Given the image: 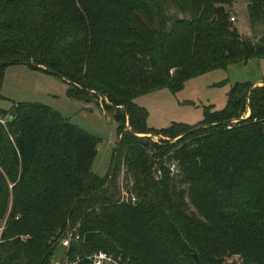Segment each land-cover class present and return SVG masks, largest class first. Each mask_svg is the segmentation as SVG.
<instances>
[{
  "label": "trees",
  "instance_id": "16d2710c",
  "mask_svg": "<svg viewBox=\"0 0 264 264\" xmlns=\"http://www.w3.org/2000/svg\"><path fill=\"white\" fill-rule=\"evenodd\" d=\"M233 1L0 0V86L6 64L27 61L68 77L70 95L99 92L123 111L113 109L121 134L100 177L90 167L96 137L57 110L0 108V264H49L67 227L79 234L70 257L102 249L126 264H196L193 253L200 264H264V81L235 83L225 107L206 108L193 126L148 127L133 100L264 58V0H246L251 35L230 19ZM126 113L134 132L181 136L123 132ZM122 164L135 202L117 195ZM230 254L241 261L226 262Z\"/></svg>",
  "mask_w": 264,
  "mask_h": 264
},
{
  "label": "rangeland",
  "instance_id": "374dc122",
  "mask_svg": "<svg viewBox=\"0 0 264 264\" xmlns=\"http://www.w3.org/2000/svg\"><path fill=\"white\" fill-rule=\"evenodd\" d=\"M226 7L230 15H236L233 23L238 31L243 35H251L246 0H234ZM263 76L264 58L250 57L234 61L227 67L191 76L185 79L179 88L172 89L168 86L155 88L134 97L133 100L145 109L144 125L148 127L161 129L173 123L193 126L203 119L206 108L219 110L225 107L232 85L246 81L254 82L258 79L260 80L254 85H260ZM68 86L62 77L51 72L22 62L9 63L3 68L0 108H8L13 102L18 101H36L54 108L69 122L96 137L95 155L90 167L93 173L105 177L121 134L120 115L113 109L117 108L119 112H123L122 106L113 105L107 97L100 95H90L86 99L70 95ZM247 112L246 107L241 116H245ZM126 123L127 119L122 127L123 132L127 130ZM180 135L173 137L166 132H159L150 137L156 143H167ZM157 167L155 163V171ZM175 168L174 164H171V169ZM116 181L119 192L117 195L123 193V190L135 195L131 186L132 176L123 164ZM64 251L65 246L59 237L50 261L60 258ZM224 258L228 263L241 261L239 254L225 255Z\"/></svg>",
  "mask_w": 264,
  "mask_h": 264
},
{
  "label": "built area",
  "instance_id": "2783aa9c",
  "mask_svg": "<svg viewBox=\"0 0 264 264\" xmlns=\"http://www.w3.org/2000/svg\"><path fill=\"white\" fill-rule=\"evenodd\" d=\"M230 19L235 20L236 15L231 14ZM0 121L5 123L6 116L0 115ZM122 192L123 193L120 194V200L127 201L130 199L132 202H135L136 196L133 193H128L126 190H123ZM2 226L3 224H0V230ZM75 230V227H67L64 230L61 236V243L65 246V251L63 252V255L60 258L53 260L49 264H80L83 258L88 259L90 264H123L119 256L116 257L112 253L106 252L102 249L94 250L85 256H82L81 254H76L70 257L68 254H66V249L68 248L70 240L72 238H79V234Z\"/></svg>",
  "mask_w": 264,
  "mask_h": 264
},
{
  "label": "water",
  "instance_id": "95a60500",
  "mask_svg": "<svg viewBox=\"0 0 264 264\" xmlns=\"http://www.w3.org/2000/svg\"><path fill=\"white\" fill-rule=\"evenodd\" d=\"M20 62H22V63H29V62H27V61H20ZM30 63H32V64H34V65H37V66H40L39 64H36V63H34V62H30ZM56 74H58V75H60L61 77H63L65 80H67L68 82H70V80H69V78L68 77H66V76H63L62 74H60V73H57V72H55ZM262 81V83H263V81L264 80H261ZM255 83H253V85H254ZM93 91V90H92ZM101 97H105L104 95H102V94H100L99 92H97ZM250 114V107L248 106V112H247V114L245 115V116H241V117H239V118H237V119H240V118H243V117H247L248 115ZM126 119H127V123H126V128L132 133V134H135V135H137V136H153V133H151V132H146V133H137V132H134V131H132V129H131V127H130V124H129V115H128V113H126ZM237 119H229L230 121H235V120H237ZM228 120H224V121H222L223 123H226ZM202 126H205L204 124H200V125H196V126H194V127H192L191 129H189V131H191V130H194V129H197V128H200V127H202ZM181 136V135H180ZM192 256H193V258H194V261L196 262V264H200V261H199V258H198V256H197V254L196 253H193L192 254Z\"/></svg>",
  "mask_w": 264,
  "mask_h": 264
},
{
  "label": "crops",
  "instance_id": "0c3cea01",
  "mask_svg": "<svg viewBox=\"0 0 264 264\" xmlns=\"http://www.w3.org/2000/svg\"><path fill=\"white\" fill-rule=\"evenodd\" d=\"M260 79H258V80H255L253 83H257V81H259Z\"/></svg>",
  "mask_w": 264,
  "mask_h": 264
}]
</instances>
